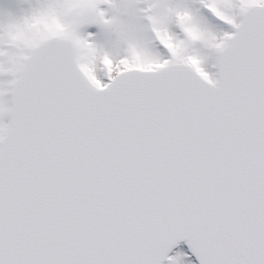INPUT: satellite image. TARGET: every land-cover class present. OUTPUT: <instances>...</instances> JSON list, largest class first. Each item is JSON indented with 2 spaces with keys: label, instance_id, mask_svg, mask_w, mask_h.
I'll return each instance as SVG.
<instances>
[{
  "label": "snow or ice",
  "instance_id": "snow-or-ice-1",
  "mask_svg": "<svg viewBox=\"0 0 264 264\" xmlns=\"http://www.w3.org/2000/svg\"><path fill=\"white\" fill-rule=\"evenodd\" d=\"M264 264V0L0 8V264Z\"/></svg>",
  "mask_w": 264,
  "mask_h": 264
},
{
  "label": "rangeland",
  "instance_id": "rangeland-1",
  "mask_svg": "<svg viewBox=\"0 0 264 264\" xmlns=\"http://www.w3.org/2000/svg\"><path fill=\"white\" fill-rule=\"evenodd\" d=\"M29 0H0V8H6L9 6H13L16 8L20 7H27ZM183 251L182 249H178L177 251H174L171 255H175L177 252ZM182 260L184 261V264H187V262L190 260L187 256L183 257ZM167 264V261L165 262Z\"/></svg>",
  "mask_w": 264,
  "mask_h": 264
},
{
  "label": "water",
  "instance_id": "water-1",
  "mask_svg": "<svg viewBox=\"0 0 264 264\" xmlns=\"http://www.w3.org/2000/svg\"><path fill=\"white\" fill-rule=\"evenodd\" d=\"M180 244H184V246L188 249L189 253L192 255V257L194 258L195 261L198 260V258L196 257V255H195L194 253H191V249H190V247H189V245H188V243H187L186 240H181L177 245H175V246L171 249V251H172L176 246H178V245H180ZM171 251H170V252H171ZM169 254H170V253H169Z\"/></svg>",
  "mask_w": 264,
  "mask_h": 264
}]
</instances>
